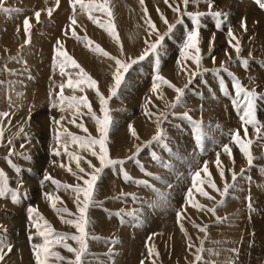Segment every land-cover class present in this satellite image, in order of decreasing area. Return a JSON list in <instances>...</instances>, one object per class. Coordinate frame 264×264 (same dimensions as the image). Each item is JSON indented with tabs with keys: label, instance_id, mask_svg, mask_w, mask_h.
<instances>
[{
	"label": "rangeland",
	"instance_id": "1",
	"mask_svg": "<svg viewBox=\"0 0 264 264\" xmlns=\"http://www.w3.org/2000/svg\"><path fill=\"white\" fill-rule=\"evenodd\" d=\"M173 2L174 0H169V3ZM5 6L20 11L10 15L0 12V81H3L0 84V111L10 113L4 120L0 170L6 173L11 188H19L20 192L26 195H22L18 203H13L10 198H0V236L12 245V251L6 255L4 264H35L31 245L39 243L40 239L29 240L30 231L35 232L30 226L27 211L29 207H36L57 231L76 232L74 227L61 222L44 196V193L55 191L50 181H44L46 174L62 183H78L76 176L60 166L61 161L68 163L67 157L51 154L56 143L53 138L56 126L52 118L59 119L62 114L57 108L51 107L50 91L54 89L58 93L59 85L66 80V77L60 76L54 63L57 41H62L67 52L98 82L105 97L110 96L115 63L108 57L93 52L83 41L76 40L70 33L64 35L73 15L69 0H59L58 7L56 0H6ZM110 7L114 14L119 44L104 29L89 20L87 14L80 11L79 6L75 13V29L79 36H87L110 56L125 60L136 58L143 52L146 47L145 39L155 41L157 38L155 34L151 37L147 35L144 7L160 33L167 31V25L161 20L157 9L169 23H175L178 18L164 0H144L143 6L140 0H110ZM48 8L54 9L51 17L47 15ZM212 10L221 11L226 16L222 17L224 24L219 30L214 17L206 15L201 21L202 65L210 71L197 75L189 84L186 67L194 71L196 66L190 60L186 65L179 62L182 38L192 27V21L187 16L184 17V24L177 25L174 33L166 37L159 49V74L177 87L183 88L188 84L183 97L184 107H168L175 102L174 89L161 85L157 92L152 91L155 57L151 55L129 69L117 95L109 100L108 107L113 120L108 134L110 156L113 159L126 160L123 168L133 180L147 183L126 182L120 166L105 168L101 173L95 191L97 204L89 210L91 225L88 230L90 235L102 239L88 241L90 255L84 259L90 264H141L142 261L144 264H153V259L155 264H193L196 248L189 251L188 238L181 231L177 212L186 206V193L192 186V175L202 169L205 162H208L214 182L218 188L223 189L224 180L221 179L215 164L217 153H220L225 180L228 183H232L229 169H234L237 174L244 169L243 177H237L236 183L239 187L235 191L230 189L227 197H221L205 183L203 187L215 200H209L199 194H194V199L208 207H214L224 199L223 206H216V216L223 218V222H217L216 216L191 206H186L184 218L180 222L196 247H199L203 240L205 252L202 255L205 264H264V137L257 139L254 129L248 127V136L253 140L251 152L254 157L252 166H249L239 148L230 143V134L237 129H240L241 136L244 135L239 119L241 112L233 104L235 81L227 73L221 71L217 76L215 71L224 62L230 72L247 88L264 92V9L256 0H213ZM36 11H41L39 23L36 22ZM188 11L206 13L208 5L204 0H201L198 7L190 3ZM26 17L30 18L31 23L30 44H25L28 37L23 21ZM242 20H246L247 31L241 28ZM229 28L239 37L242 49L240 56L249 59L247 69L241 66L236 52L229 46ZM210 41H213L211 45ZM21 45L24 47L21 48ZM19 54H22L26 64L9 61V57ZM212 57H215V63ZM168 63L169 69L165 67ZM5 66L17 74L9 75ZM220 77H223L224 85H221ZM174 78L176 81H173ZM9 82H12L11 88L8 87ZM18 93L23 95L18 97ZM70 94L71 90L66 88L65 95ZM76 94L82 95L79 92ZM86 95L93 110L97 115H102L95 91L87 89ZM213 97L219 102L225 100L224 103L217 104L222 106L221 113L213 109L211 111L213 104L208 101ZM239 102L243 104L242 99ZM185 111L194 120L202 121L204 137L199 146L194 138L191 122L182 119L180 115L170 114L161 124L166 133L164 142H154L149 147H143L137 157L139 163L128 159L136 152V145H143L156 134L157 115L161 112ZM255 111L258 120L264 123V99H258ZM146 113L155 115L149 118ZM83 123L92 136H98L95 122L89 116H84ZM130 125L135 128L139 139L131 135ZM66 126L73 133L86 135L71 124ZM20 127H23V133L17 136ZM10 138L15 145V153H24L28 157L25 159L15 154L11 157L12 162L21 169L20 172L10 167L6 159L9 156L7 140ZM226 144L232 148L234 164L222 151V146ZM153 154L159 159H155ZM81 155L91 160L97 168L100 167L95 157L88 153ZM81 166L86 171H91L85 161H81ZM71 167L73 171H78L74 162ZM201 176L207 179L203 172ZM21 181L22 184L18 183ZM249 193L253 205L251 211L247 207L249 201L246 199ZM56 194L63 201L62 204L58 203V207H67L70 212L77 213L74 195L70 190H61ZM133 196L136 197L135 201ZM120 211L125 213L123 218L115 215ZM132 212H135V215H127ZM66 218L72 217L66 215ZM194 223L207 225V234L194 227ZM105 240L118 242L105 243ZM68 243L78 247L72 240ZM149 247L159 255L149 258ZM232 249L237 251L233 252ZM56 250L65 257L74 259V254L62 248ZM110 250L111 257L107 255Z\"/></svg>",
	"mask_w": 264,
	"mask_h": 264
},
{
	"label": "snow or ice",
	"instance_id": "2",
	"mask_svg": "<svg viewBox=\"0 0 264 264\" xmlns=\"http://www.w3.org/2000/svg\"><path fill=\"white\" fill-rule=\"evenodd\" d=\"M165 4L177 14V20L175 23H169L168 19L163 15V13L159 12L161 20L165 25H167V31L164 33H160L156 27V24L151 20V17L147 15V8L144 7L145 12V23L147 25V35L151 37L153 34L156 35V40L151 41L149 39H145V49L143 52L136 58H128L121 59L115 56H110V54L104 51L98 44H94L93 41L88 39L87 36L81 37L76 32L75 26L77 25V20L75 17V13L77 10V6L81 12L87 14L89 20H91L94 24L98 25L100 28L104 29L118 44H119V36L116 30V26L114 23V14L112 11V7H110V0H69L73 15L70 18V25L68 28L64 30V35H70L74 37L78 41H83L86 47H90L93 52H96L102 56L108 57L110 60H113L115 63V69L112 73L113 84L110 88V96L105 97L103 93H101L98 82L88 73L85 69L77 62V60L70 55L64 47V43L60 40L57 41L56 47L54 49V63L59 69V74L61 77H66V80L59 85V92H55V90L50 91V97H52L51 107L57 108L61 112V116L59 119L55 117L52 118L53 124L56 126L54 130V140L55 146L51 150V154L56 157L66 156L68 159V163L65 164L61 161L60 166L66 168L68 172L72 175L76 176L78 183L75 185H70L66 183H62L60 180L53 178L51 175L46 174L44 176V181H50L52 185L55 187L54 192L44 193L45 198L50 202V206L57 213L61 222L67 225H70L76 229L75 233H67V232H59L54 226L39 213L36 207H29L27 209L30 226L35 229V232H31L29 234V240H35L36 238L40 239L39 243H32V252L35 258V264H90V262L85 261V257L90 255L88 251V241L90 239L100 240L101 237L92 236L89 233V227L91 225V219L89 216V210L92 207H95L97 201L95 200V191L98 179L101 173L105 168H116L120 166L122 175L126 182H135L137 184H146L147 181H134L133 178L128 174V172L123 168V165L127 162L126 160L121 159H113L110 156V151L108 148V134L109 130L112 126L113 120L110 115V109L108 107L109 100L111 97L117 95L118 90L124 82L125 75L128 73L129 69L132 68L134 64L145 60L148 56L155 57V79L153 81L152 91L157 92L161 85H166L169 88L174 89L176 96L175 102L168 105L169 108L175 109L177 107H184L183 97L185 95V89L188 87L186 84L183 88L177 87L175 84L166 80L163 76L159 74V49H161L163 42L166 37L171 36L174 33L177 25L184 24V17L187 16L192 21V27L186 31L184 37L182 38L180 44L179 51V62L181 64H185L187 61H191L195 64L196 69L194 71L187 69L186 72L189 76L188 83L191 84L192 80L197 76L201 75L204 72L210 71L209 69L203 68L202 61V49L200 47V29L202 27V18L204 16H212L216 19V27L217 29H221L224 20L222 17H225L226 14L221 11H213V0H204V2L208 5V12H191L188 11L189 4H193L194 6H199L201 0H174L173 3H169V0H164ZM6 0H0V12L5 14H12L13 12H19L20 9H13L5 6ZM141 5H144V0H140ZM256 3L264 9V0H256ZM181 4L183 5V10H181ZM56 6H59V0H56ZM54 9L48 8L47 15L49 17L52 16ZM41 11L35 12L36 22H40ZM106 17V19H105ZM24 31L26 36L28 37L25 40V44H30L31 39V23L30 18L26 17L23 21ZM241 28L244 31H247L246 20L241 21ZM17 31H19V26L17 27ZM228 43L229 46L234 49L237 55V59L240 61L241 66L247 69L249 64L248 58H242L240 53L242 51L240 46L239 37H237L234 32L229 28L228 30ZM214 40V37H213ZM235 41V43H233ZM213 41H210V45ZM24 45H21L23 48ZM121 53L123 54V47L121 46ZM226 55L228 53L226 52ZM213 63H215V57H212ZM9 61L23 62L26 64V61H23L22 54L17 56L9 57ZM71 69L72 71H69ZM5 71L8 72L9 75H16L17 73L9 70L5 66ZM216 75L219 76L220 72L223 71L227 73L229 76H232L235 81L233 87L235 90V99L233 100V104L237 108L238 111L241 112L239 119L241 121V127L243 128L244 135H240V129H237L234 133H231V144H234L239 148V151L242 155L247 159V163L249 166H252L254 157L251 152V145L253 140L248 136V127L251 126L255 133L257 139L264 137V123H261L256 116V103L258 99H264V92H257L255 88L249 89L247 88L238 77L235 76L234 73L230 72L226 63L222 62L221 67L216 69ZM31 78V77H29ZM3 81H0L2 84ZM221 85H224L223 77H220ZM8 87H12V82H9ZM70 89V95H65V89ZM91 89L95 91L96 96L99 99L100 104V112L102 115H97V113L93 110L91 102L89 101L86 90ZM82 93V95H77L76 93ZM18 97L22 96L23 93H18ZM243 100V104L239 101ZM9 103L11 104V100L9 99ZM86 109L87 111H84ZM149 118H151L154 113H146ZM180 115L182 119H185L193 125L194 129V138L199 143L202 142L204 137V131L202 127V121L194 120L191 115L187 111L183 113L176 112H161L156 116V134L152 137L150 141L144 142L143 145H136V152L128 157L129 160H134L139 163L137 157L139 152L143 147H149L152 143H162L165 140L166 133L164 129L161 127L163 121L168 119L169 115ZM10 116V113L7 111H0V146L4 144V120ZM84 116H89L96 125L98 136H92L89 133L88 128L83 123ZM79 121V122H78ZM9 125L11 121H8ZM67 124H71L78 129H81L86 135H78L76 133L71 132ZM131 135L136 139H139V136L134 127L130 125ZM23 133V127H20L18 130L17 136ZM26 137V134H25ZM7 145L9 147V156L7 159L8 164L12 167L16 172H20L21 169L18 165L14 164L11 160V157L15 155H20L21 158H28L24 153H15V145L13 140L10 138L7 140ZM166 146V145H165ZM23 148L24 145L22 144ZM222 151L226 153L230 159L233 160V164L235 163L234 157L232 156V148L230 145L226 144L222 146ZM81 153H88L90 156L95 157L100 164V167H96L92 164L91 160H88L85 156L81 155ZM155 159H159L158 156H155ZM81 161H85L88 164V167L91 171H86L84 167L81 166ZM75 163V167L78 171H73L71 167L72 163ZM55 163V162H54ZM217 170L222 180H224L223 189L218 188L217 184L214 182L211 172L208 169V162H205L203 168L197 170L192 175V186L188 189L186 193V206H191L196 208L199 211H205L211 213L213 216H216V206H223L225 203L224 199H221L216 206L208 207L204 204L198 203L194 199V194H199L201 197H205L209 200H215V197L210 195L208 191L205 190L203 185L205 183L208 186L219 193L221 197H227L229 195L230 189L235 191L238 189V184L236 183L238 175L243 177L244 169H241V172L237 174L234 169H229L232 174V183H228L225 180V170L220 160V153H217L216 161H215ZM142 167V166H141ZM201 172L204 173L207 179L202 178ZM146 175H151V173H146ZM82 181V183H80ZM22 184L21 182H18ZM71 191L74 195V203L76 204L77 213H72L69 211L67 207H58V203L62 204L60 196L57 195L59 191ZM22 194L19 188L13 189L10 187V181L7 177L6 173L3 170H0V198H10L13 203H18L22 198ZM236 198V197H233ZM117 199H121L117 197ZM135 201L136 197H132ZM249 201L247 207L251 211L253 209V205L251 203V195L246 197ZM186 206L181 209V211L177 212V220L181 231L184 232L185 236L188 238V249L189 251L192 248H196V251L193 253L194 261L193 264H205L203 262V253L205 249L203 247V240H201V244L199 247H196L191 237L188 235L186 229L182 222L184 218V212L186 211ZM67 216L72 217L71 219L66 218ZM118 217L123 218L125 213L122 211L115 213ZM127 215H135V212L127 213ZM217 222H223V218L216 216ZM194 227H197L199 231L207 234V225L200 226L194 223ZM6 232V229L3 230ZM155 235V234H153ZM69 240H72L78 245V247H73L68 243ZM105 243L115 244L118 241L116 240H105ZM62 248L69 253L74 254V259H69L61 254L60 251L56 249ZM6 250V251H5ZM12 251V245L8 244L2 236H0V264H4L5 257ZM231 251L236 252V249H232ZM218 254V253H214ZM109 257L112 255V251L110 250L107 253ZM159 254L152 247L148 249V257H157ZM144 264V261L141 262ZM153 264H155V260L153 259Z\"/></svg>",
	"mask_w": 264,
	"mask_h": 264
},
{
	"label": "bare ground",
	"instance_id": "3",
	"mask_svg": "<svg viewBox=\"0 0 264 264\" xmlns=\"http://www.w3.org/2000/svg\"><path fill=\"white\" fill-rule=\"evenodd\" d=\"M249 19H251V17H250V15H249ZM253 22V21H252ZM264 25V24H263ZM13 30V29H12ZM171 63H173V62H171ZM170 63H168V64H166V68L167 69H169V67H168V65H169ZM260 77V76H259ZM179 79L181 78V77H178ZM260 78H262V77H260ZM173 81H176L175 80V78L173 79ZM261 81V80H260ZM185 82V81H184ZM217 97V96H216ZM216 97H213L211 100H209L208 101V103L209 104H213V106H212V108H211V111H212V109H213V111H218L217 113H221V109H222V106L220 107V106H218L217 104H221V103H224L225 102V100H221L220 102L219 101H216ZM220 97V96H219ZM191 101V100H190ZM223 101V102H222ZM188 103V102H187ZM226 108V107H225ZM224 109V108H223ZM230 110H232V109H230ZM223 111V110H222ZM229 111V110H228ZM225 113V112H224ZM226 114H228L227 112H226ZM232 115V114H231ZM218 117L220 118V115H218Z\"/></svg>",
	"mask_w": 264,
	"mask_h": 264
}]
</instances>
